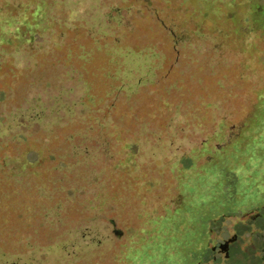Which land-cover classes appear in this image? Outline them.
<instances>
[{"label":"rangeland","instance_id":"1","mask_svg":"<svg viewBox=\"0 0 264 264\" xmlns=\"http://www.w3.org/2000/svg\"><path fill=\"white\" fill-rule=\"evenodd\" d=\"M262 217L264 0H0V264L264 258Z\"/></svg>","mask_w":264,"mask_h":264},{"label":"trees","instance_id":"2","mask_svg":"<svg viewBox=\"0 0 264 264\" xmlns=\"http://www.w3.org/2000/svg\"><path fill=\"white\" fill-rule=\"evenodd\" d=\"M262 222L264 223V217H262ZM264 228V225H263ZM231 257V256H230ZM229 259H227V262H225L224 264H233V263H237V264H254V263H258L262 264L263 262V257L261 256H251L248 253H245L243 251H239L238 249H234L233 253H232V257Z\"/></svg>","mask_w":264,"mask_h":264},{"label":"flooded vegetation","instance_id":"3","mask_svg":"<svg viewBox=\"0 0 264 264\" xmlns=\"http://www.w3.org/2000/svg\"><path fill=\"white\" fill-rule=\"evenodd\" d=\"M259 218V216L258 217H256V219H258ZM236 241H237V237H235L234 238V240L228 245V255H227V257H230L231 256V252H232V247L235 245V243H236Z\"/></svg>","mask_w":264,"mask_h":264}]
</instances>
